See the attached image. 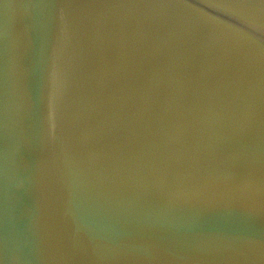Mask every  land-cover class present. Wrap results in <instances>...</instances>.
Returning a JSON list of instances; mask_svg holds the SVG:
<instances>
[{"label": "water", "instance_id": "1", "mask_svg": "<svg viewBox=\"0 0 264 264\" xmlns=\"http://www.w3.org/2000/svg\"><path fill=\"white\" fill-rule=\"evenodd\" d=\"M42 2L0 0V264H260L264 4L171 10L238 80L98 112L70 10Z\"/></svg>", "mask_w": 264, "mask_h": 264}, {"label": "snow or ice", "instance_id": "2", "mask_svg": "<svg viewBox=\"0 0 264 264\" xmlns=\"http://www.w3.org/2000/svg\"><path fill=\"white\" fill-rule=\"evenodd\" d=\"M192 2L53 0L38 6L70 10L64 27L70 54L84 68L96 108L103 112L104 105L130 103L141 92L157 91L171 78L196 94L219 91L221 85L239 79V70L210 59L186 38L181 21L171 10ZM245 254L254 259L256 250L247 248ZM259 255L264 264V244Z\"/></svg>", "mask_w": 264, "mask_h": 264}]
</instances>
